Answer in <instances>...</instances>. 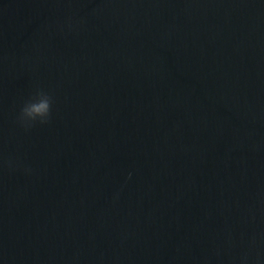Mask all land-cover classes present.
I'll list each match as a JSON object with an SVG mask.
<instances>
[{
	"label": "water",
	"instance_id": "1",
	"mask_svg": "<svg viewBox=\"0 0 264 264\" xmlns=\"http://www.w3.org/2000/svg\"><path fill=\"white\" fill-rule=\"evenodd\" d=\"M254 233L264 0H0V264H228Z\"/></svg>",
	"mask_w": 264,
	"mask_h": 264
},
{
	"label": "clouds",
	"instance_id": "2",
	"mask_svg": "<svg viewBox=\"0 0 264 264\" xmlns=\"http://www.w3.org/2000/svg\"><path fill=\"white\" fill-rule=\"evenodd\" d=\"M53 98L43 89L36 88L29 98L24 101L16 117V123L24 130H29L37 123L44 125L50 122ZM5 166L13 167L15 162L4 161ZM228 264H264V235L254 233L242 247L238 255L230 257Z\"/></svg>",
	"mask_w": 264,
	"mask_h": 264
}]
</instances>
